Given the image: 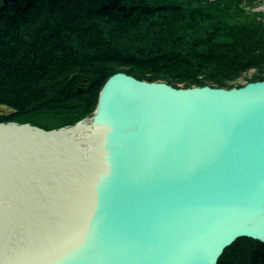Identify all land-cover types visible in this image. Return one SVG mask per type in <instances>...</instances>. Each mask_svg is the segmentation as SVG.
I'll return each mask as SVG.
<instances>
[{
	"label": "water",
	"instance_id": "1",
	"mask_svg": "<svg viewBox=\"0 0 264 264\" xmlns=\"http://www.w3.org/2000/svg\"><path fill=\"white\" fill-rule=\"evenodd\" d=\"M95 116L106 128L79 190L88 209L46 264H217L239 238L264 243V82L176 89L118 73Z\"/></svg>",
	"mask_w": 264,
	"mask_h": 264
},
{
	"label": "trees",
	"instance_id": "2",
	"mask_svg": "<svg viewBox=\"0 0 264 264\" xmlns=\"http://www.w3.org/2000/svg\"><path fill=\"white\" fill-rule=\"evenodd\" d=\"M255 0H13L0 6V123L94 112L116 73L174 88L264 82V14ZM252 71L244 84L238 78ZM59 128V127H57ZM217 264H264L239 238Z\"/></svg>",
	"mask_w": 264,
	"mask_h": 264
},
{
	"label": "bare ground",
	"instance_id": "3",
	"mask_svg": "<svg viewBox=\"0 0 264 264\" xmlns=\"http://www.w3.org/2000/svg\"><path fill=\"white\" fill-rule=\"evenodd\" d=\"M8 124L0 123V264H46L57 256V245L62 250L74 240L87 212L90 193L84 199L79 190L87 192L95 178L90 165L98 164L106 127L102 128L99 117L93 118L61 131L76 144L63 142L58 146L25 127L19 128L20 124ZM88 140L91 143H86ZM56 214L62 217L56 219ZM13 233L19 236L18 244ZM8 238L11 245L6 248L2 245ZM26 242L33 251L27 249ZM32 252L40 256H27Z\"/></svg>",
	"mask_w": 264,
	"mask_h": 264
},
{
	"label": "rangeland",
	"instance_id": "4",
	"mask_svg": "<svg viewBox=\"0 0 264 264\" xmlns=\"http://www.w3.org/2000/svg\"><path fill=\"white\" fill-rule=\"evenodd\" d=\"M11 2H13V0H0V6L1 5H8V4H10ZM253 3H254V6L252 7V6H249L247 9H245L246 11H248V12H258V13H262V14H264V0H255V1H253ZM251 73H252V71H249V72H247V73H244L241 77H239L238 78V81H237V83L238 84H244L245 83V81H246V79H248L250 76H251ZM118 73H116V74H113V75H111V76H109L107 79H106V81H105V83H104V85H103V87L115 76V75H117ZM102 87V88H103ZM100 94H101V92H100ZM100 94H99V97H100ZM99 97H98V101H97V106H96V109L94 110V112L93 113H91L90 115H88L86 118L87 119H85V120H80V121H78L77 123H75L74 125H68V126H66V125H64V126H62V125H60V123H59V120H57V118H55L54 116H51V115H49V116H44V115H42V116H39V117H37V119L35 120V122L33 121V122H21V123H19V122H16V121H14V122H9L10 124H20V125H29V126H31V127H36V128H40L41 130H43V131H45V132H49V131H52V130H67V129H69V128H71V127H73V126H75V125H77L78 123H84V122H87V121H89V120H91V119H93L94 118V116H95V111L97 110V107H98V102H99ZM7 111L6 110H3V109H1L0 108V114H5ZM8 124V123H7ZM57 127H59V128H57ZM70 198H68V200H69ZM6 213H8V212H6ZM59 215H61V214H59ZM57 218V217H56ZM16 228V227H15ZM18 231V230H17ZM13 235H14V241H16V244H18V235H17V233H13ZM6 242V241H5ZM27 243V246H28V250L29 251H33V249H32V246H30V242H26ZM15 244V245H16ZM11 245V244H10ZM30 247H31V249H30ZM16 251L18 252V253H20L19 252V250L18 249H16ZM27 256H31V258H38V256H40V255H38V252H36V253H34V252H32V253H30L29 255H27ZM47 257V256H46ZM24 258H26V257H24ZM28 264V263H27Z\"/></svg>",
	"mask_w": 264,
	"mask_h": 264
}]
</instances>
